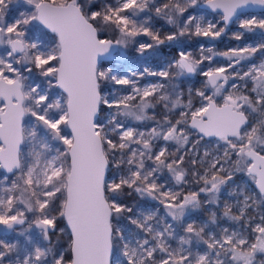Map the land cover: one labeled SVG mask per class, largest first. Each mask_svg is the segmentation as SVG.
<instances>
[{
	"label": "snow or ice",
	"instance_id": "6c2138e0",
	"mask_svg": "<svg viewBox=\"0 0 264 264\" xmlns=\"http://www.w3.org/2000/svg\"><path fill=\"white\" fill-rule=\"evenodd\" d=\"M0 264H264V0H0Z\"/></svg>",
	"mask_w": 264,
	"mask_h": 264
},
{
	"label": "rangeland",
	"instance_id": "374dc122",
	"mask_svg": "<svg viewBox=\"0 0 264 264\" xmlns=\"http://www.w3.org/2000/svg\"><path fill=\"white\" fill-rule=\"evenodd\" d=\"M163 22H161L162 24ZM232 31H236V26L233 25L232 28H231ZM230 36V34H229ZM229 36H225L222 40L220 41H217L216 44H217V50L219 51H223L225 50L227 47H230V46H234L237 42L236 41H233L229 38ZM208 43V42H206ZM170 51V49L168 48H163L162 52H161V58H163L168 52ZM137 66H139V63L137 64Z\"/></svg>",
	"mask_w": 264,
	"mask_h": 264
},
{
	"label": "water",
	"instance_id": "95a60500",
	"mask_svg": "<svg viewBox=\"0 0 264 264\" xmlns=\"http://www.w3.org/2000/svg\"><path fill=\"white\" fill-rule=\"evenodd\" d=\"M252 11H256V12H259L260 10H259V9H253Z\"/></svg>",
	"mask_w": 264,
	"mask_h": 264
}]
</instances>
